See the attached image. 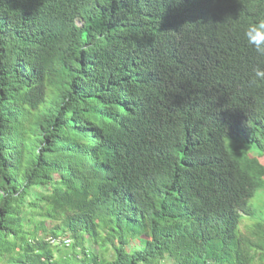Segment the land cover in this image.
Returning a JSON list of instances; mask_svg holds the SVG:
<instances>
[{"label": "trees", "instance_id": "trees-1", "mask_svg": "<svg viewBox=\"0 0 264 264\" xmlns=\"http://www.w3.org/2000/svg\"><path fill=\"white\" fill-rule=\"evenodd\" d=\"M241 2L0 0V263L264 264Z\"/></svg>", "mask_w": 264, "mask_h": 264}, {"label": "clouds", "instance_id": "clouds-1", "mask_svg": "<svg viewBox=\"0 0 264 264\" xmlns=\"http://www.w3.org/2000/svg\"><path fill=\"white\" fill-rule=\"evenodd\" d=\"M176 2L179 3L180 0H176ZM243 38L248 47L254 50L258 56L264 57V17L248 24L243 31ZM258 82H264V68L261 67L253 69L249 86H255Z\"/></svg>", "mask_w": 264, "mask_h": 264}, {"label": "rangeland", "instance_id": "rangeland-1", "mask_svg": "<svg viewBox=\"0 0 264 264\" xmlns=\"http://www.w3.org/2000/svg\"><path fill=\"white\" fill-rule=\"evenodd\" d=\"M260 155H262V153H259V154H258V157H259ZM260 159H261V161H262L263 164H264V155H262ZM253 202L257 203V200H253ZM259 209H260V210L263 209V204H262V203L260 204ZM35 221H37V220H35ZM250 223H251V221H250L248 218H245V219L242 221V224H241V231H242L243 233H245V234L248 233V225H250ZM33 225H34V223H33ZM31 227L33 228V226H31ZM137 243H138V242H137ZM94 250L96 251L97 249L94 248ZM0 264H2V263H0Z\"/></svg>", "mask_w": 264, "mask_h": 264}, {"label": "built area", "instance_id": "built-area-1", "mask_svg": "<svg viewBox=\"0 0 264 264\" xmlns=\"http://www.w3.org/2000/svg\"><path fill=\"white\" fill-rule=\"evenodd\" d=\"M54 242V241H53ZM64 243L66 244V245H68L69 243H70V240L69 239H65L64 240Z\"/></svg>", "mask_w": 264, "mask_h": 264}]
</instances>
